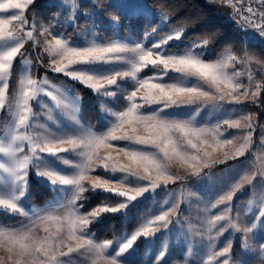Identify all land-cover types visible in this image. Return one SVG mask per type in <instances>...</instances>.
Segmentation results:
<instances>
[{
	"label": "snow or ice",
	"instance_id": "6c2138e0",
	"mask_svg": "<svg viewBox=\"0 0 264 264\" xmlns=\"http://www.w3.org/2000/svg\"><path fill=\"white\" fill-rule=\"evenodd\" d=\"M33 3L34 0L0 2V112L4 119L12 121L9 131L0 138V154L9 158L7 163L0 162V170L8 174L5 190L0 193V208L8 213L21 211L19 201L30 187L31 168L34 170L31 174L39 182L62 193L60 199L64 200V212L55 215L47 209L33 207L31 216L34 219L27 231L0 232V248L6 252V256L0 257V264H72V254L77 253L80 257H89L92 264H100V261L104 264H136L133 253L138 238L154 240L161 229L167 232L173 223L170 211H162L130 238L125 237L118 250L112 247V240L96 243L90 235V225L102 222L103 214H119L126 219L142 200L152 199L158 189L182 179L170 171L174 164L187 166L192 175L199 177L202 169L223 162L218 157L214 158L218 149L231 146L228 151H223L225 161L244 156L251 145V132L240 141L221 138L220 129L224 126L228 129H252V116H237L233 108L227 110L231 112L227 118L220 116L213 120L211 117L213 112H225V105L239 106L245 102L264 111V99H261L264 83H254L251 73L245 83L239 79L242 72L229 71L238 64L243 66L250 62L246 54L238 59L228 49L215 61H206L210 39L194 41L180 51L168 50L170 41L181 39L183 28L146 47L144 43L133 45L122 41L118 36L110 43H104L96 32L91 33V39H86L89 33L75 23L71 25L72 34L50 32L49 28L55 25L44 27L41 35L49 33L52 39L37 41L36 47L43 45V52L50 57V62H41L40 67L79 82L98 97L112 98L114 106L122 103L123 110L105 108L103 103L100 104L105 126L103 130L95 131V125H84L77 115L80 98L74 94L75 89L62 91L56 88L54 94L44 87L49 83L46 76L42 80L24 76L19 81L17 95L12 99L6 96L14 62L31 64L27 57L32 53L25 50V42L35 37L33 31L24 32V26L28 24L24 10ZM72 4L75 8V0ZM104 7L117 10L111 20L118 27L120 5L115 0H109ZM247 11L251 15L244 17V23L256 31H245V41L259 38L264 46V12L258 14L262 22L255 23L253 17L257 14L252 8ZM81 15L85 16L86 24L98 31L99 21L95 19V13L82 12ZM13 22H16L15 25L8 29L6 26L13 25ZM82 32L85 36L83 40ZM147 68L158 71L152 77H141L139 74ZM129 82L133 87L130 92L126 88ZM43 96L50 97L57 107L67 110L71 126L52 130L40 125L43 131H28L35 127L30 117L34 119L36 115L30 101H37L46 107ZM204 109L211 111L201 121ZM239 112L243 113V109ZM49 119L52 117L49 116ZM261 140L264 141V129H261ZM113 142H124L115 147L117 156L102 154V149L114 147ZM25 146L30 155L21 157L19 154L25 151ZM206 146L212 150L208 151ZM65 153L77 158L74 174L56 167L57 162L62 161L63 165L72 163L61 155ZM121 158L127 163H122ZM97 169L112 175L103 179L89 175ZM258 170L264 177V159L260 161ZM117 173L122 175L117 177ZM86 180L90 181V187L85 186ZM114 181L120 187H116ZM242 183L251 184L252 178L244 176ZM240 186L237 184L233 192ZM85 192H103L123 199L115 206L105 202L104 206L85 214L80 204L87 201L83 195ZM233 192L222 196L217 203L232 201ZM225 219V215H216L208 223L215 227L217 222ZM255 220L264 228V209L259 211ZM233 227L237 232H253L255 237L254 230L258 226L253 222L250 227ZM41 228L43 235L39 232ZM72 241H75V246L70 245ZM65 248L67 251H64ZM227 251L228 248H225L224 252ZM217 254L223 255H212ZM165 255V251H160L158 259Z\"/></svg>",
	"mask_w": 264,
	"mask_h": 264
},
{
	"label": "rangeland",
	"instance_id": "374dc122",
	"mask_svg": "<svg viewBox=\"0 0 264 264\" xmlns=\"http://www.w3.org/2000/svg\"><path fill=\"white\" fill-rule=\"evenodd\" d=\"M40 1H44L45 4L55 6L60 10L61 14L57 17V25L60 27V32L63 31L65 32V34L73 33H69V31L73 29L71 25L74 23L79 24L81 29H85L89 33L86 39H91V33L93 32H96V34L101 38V31L111 28L113 29L114 37L118 36L122 41H128L133 45L135 43H144L146 47H151L153 43H159L163 37H166L169 34H174L176 31H179L181 28H183L184 31L181 33V39L179 41H170L167 45V48L172 52L184 49H174L171 46L175 45L181 47L184 37L187 34V29L184 27L170 29L169 17L163 12L154 11L147 3V0H115V3H118L120 5L119 11L121 14V19L118 27L113 25L111 17H108L107 21L104 22L105 19L103 13L101 12L102 9L99 6L98 0H95V3H93V0H75V8H73L72 0H34V3L32 5H29L24 10L25 18L28 20V24L24 26V32H26L27 30H31L33 31V35L35 37V39L33 40H26L25 50H27V52H31L32 55L34 54L36 57L38 56V65H40V63L44 61L38 55V50L42 51L43 46L41 44L42 50L40 46L36 47L37 41L52 39V35H50L49 33H44L43 35H41L44 27L39 26L34 16H30L28 14L30 7ZM0 2H2V0H0ZM83 7H85V9ZM215 11L229 20L233 19L232 14L226 10L216 9ZM82 12L95 13V19L99 21L98 31L92 29V26L90 24L85 23L82 25L80 23V21L82 20H84L85 22V16L81 15ZM137 16H145L148 18L157 17L159 19V23L155 31L168 30V32L162 38H156L153 35L155 31H148L141 40H132L130 39V37L123 38L121 36V33L119 32V28L122 24V17ZM33 21H35V24H33ZM15 23L16 22H13V25H8L6 27L8 29H11L15 25ZM49 30L50 32H52L53 29L51 28ZM114 37L107 42L103 41L102 39L101 40L104 43H110L114 39ZM81 39H85L83 32L81 33ZM208 52L209 51L207 49V53ZM220 57L221 55L218 58ZM27 58L31 61V64L22 65L20 63V79L24 76L31 77V68L33 66V62L31 60V56H28ZM18 59L17 61H19ZM215 60L216 59L206 61L213 62ZM14 63L16 64L17 62ZM41 68L42 67L39 66V69ZM233 70L243 73V75L239 77V79L243 80L245 83H247V76L249 73H251V75L253 76L254 83H262L257 79V74L264 72V67L258 63L250 61L243 66L238 64L236 65L235 69H229V71ZM157 71V69L147 68L144 69L139 75L141 77H152L156 75ZM52 74L70 80L73 85H82L77 81H72L70 78L65 77L63 74H57L53 72ZM169 75L174 74L170 73ZM10 76L8 78V83H10ZM45 76L47 77L49 83L47 85H44V87L48 91H53L54 94L56 88H60L62 91L64 89H72L65 83L63 84L52 80L50 77H48V75H46V73L40 74V76L33 79L42 80L45 78ZM165 79L167 78L165 77ZM0 86H2V84H0ZM126 88L128 92L133 90L131 82L126 85ZM89 90L93 93L91 89ZM18 92L19 87L17 93ZM74 94L80 98L77 101L78 106L80 107V112L77 113V115L81 119V122L87 126L89 124L85 123L81 118V108L84 99L80 95L76 93ZM65 95H67V93H65ZM6 96L10 99L9 88L7 89ZM95 96L98 97L97 95ZM98 98L101 99L100 102L104 104L105 108H112L113 110H123L120 109L117 104L115 106L113 105L112 98ZM69 99H71V97H69ZM30 105L33 108V113L36 115L34 119L30 117V120L35 125V127L29 129V132L43 131V129L40 128V125H44L48 128H51L52 130H55L58 127L63 128L65 126H71L69 116L66 114L67 110L63 107H57L56 103L52 101L50 97L43 96V105H46V107L37 103V101H30ZM248 105L251 104L249 102H245L244 104L239 106L225 105V112H213L211 118L213 120L219 118L220 116H224L225 118H227L231 115V112L227 110L233 108L236 109L237 116L240 114L251 115L247 108ZM241 108L243 109V113L239 112V109ZM209 111L211 110L204 109L202 111L200 116L201 121H204L205 116ZM10 115L12 114L10 113ZM262 115H264V111L259 108V112L256 115L257 119ZM49 116H51L52 119H49ZM103 116L104 113L102 112L101 122L103 123L104 128L105 125ZM252 118V129H228L226 126L220 129V132L222 133L221 138L239 139L240 141L243 140L244 136L248 135L249 132H251V145L244 156L225 161L223 159V151H228L231 146H226L222 150L218 149L214 154V158L218 157L223 162L214 164L210 168L202 169L201 175L199 177L192 175L187 166L174 164L171 167L170 171L174 175H177L182 179L176 180L174 183L169 182L166 188L158 189L152 199L142 200L141 203H139L141 205L152 204V207L150 208L149 205L148 213L143 216L142 221L136 230L146 225L149 221L155 220L156 216L161 214L162 211L171 212L170 219L173 221V223L170 225L167 232L163 229L157 232L154 240H146L143 237L138 238L135 244L136 251L133 253V258L136 261V264H141V261H143V264H225V261H227V264H262V262H259L258 259L260 258L264 261V228L260 227V222L255 220V217L259 215V211L261 209H264V177L260 176L258 170L260 161L264 159V141L261 140V129H264V123H260L253 116ZM11 123L12 121L4 119L2 116V112H0V138L4 137V135L9 131V126L11 125ZM103 128L98 130L95 127L94 130L101 131L103 130ZM113 143L114 147L109 149H102V154H111L114 157L117 156L118 153L116 152L115 147L117 145H122L124 142ZM207 150L211 151L212 149L211 147H207ZM19 155L21 157H23L24 155H30L27 146H25V151L20 153ZM61 155L65 158H68L70 161H72V163H70L69 165H63L61 161L56 163V167L63 172H67L68 174H74L77 171V169H75L74 167V163L76 162L77 158L73 154L68 153ZM8 160V157L0 154V162L7 163ZM121 162L127 163V161L123 158H121ZM219 166L223 167L220 169H214L215 167ZM229 169H232V171L228 172L227 170ZM33 171L34 170L31 168L29 169L30 187L29 189H27L26 196L22 198L21 201H19L21 205V211L19 213H8L0 208V232L12 233L27 231L28 226L31 225L32 219H34V217L31 216V210L33 207L39 209H47L49 211H52L55 215L63 214L64 209L62 205L64 204V200L60 199L62 193L51 190L48 186L39 182L38 179L31 174ZM89 175L99 176L103 179L108 178L112 174L105 172L102 169H97L95 172H90ZM115 175L119 177L122 174L117 173ZM244 176L251 177L252 183L241 184V178ZM7 177L8 174L4 173L3 170H0V193L5 190V178ZM33 179H37L40 184L51 191V195L42 203H36L35 201L30 199L31 182ZM84 183L86 187H90V181L86 180ZM114 183L116 184V187H120V184L118 182L114 181ZM237 184H240L241 186L239 188H236V190L233 192V189ZM218 190L220 192H218ZM221 191L233 192L234 200L237 198V195L249 193L250 198L244 200L243 203L245 204L241 205L240 208L246 206L251 214L247 215V209L245 211H241L238 209L239 214L236 216V218H234V208H232V211L230 213H227L225 211L220 213L218 209L225 210L229 207H232L230 204L232 201L219 204L217 203V201L225 194V192L221 193ZM83 195L86 197V192ZM113 198L118 200L116 202L105 200L99 207L104 206L105 202L110 203L112 206H115L116 203L123 199L117 197ZM87 203L88 202H80V204H82L83 206V211L85 214L89 212L84 210V207ZM213 204H215L216 207H212ZM173 205H175L174 208ZM235 206L236 204L234 205V207ZM25 213H28V215H26ZM216 215H225L226 219L217 222L215 227H212L209 225L208 221L213 219ZM104 216L105 214H103V218ZM253 222L257 223L258 226L257 230H254L255 237L253 232L245 234L243 232H237L235 227H233V225H239L240 227H250L251 223ZM52 227L54 228V226ZM221 229H223V231H221ZM136 230L131 233L124 231L121 235L117 236L114 239H111L114 242L112 247L118 250L119 243L123 242L125 237L130 238L131 234H133ZM39 232L40 235H43L42 228L39 230ZM90 235L92 236V238H94V241L96 243L105 242L96 240L95 232L91 230V225ZM239 238L240 240L237 241V239ZM69 243L71 246H75V241ZM237 244H239V247L235 249ZM225 248H228L227 252H224ZM64 251H67V249L65 248ZM109 251H111V248L109 249ZM160 251H165L166 255L163 258L158 259ZM146 252L147 255H145ZM213 253H223V255L217 254L213 256ZM238 255L240 256L241 260H238L236 262L237 257H239ZM4 256H6V252L2 248H0V257ZM72 256V264H92V260L89 257H80L78 253L72 254ZM255 257L257 261L252 262L250 259H254ZM100 264H104V261H100Z\"/></svg>",
	"mask_w": 264,
	"mask_h": 264
},
{
	"label": "trees",
	"instance_id": "16d2710c",
	"mask_svg": "<svg viewBox=\"0 0 264 264\" xmlns=\"http://www.w3.org/2000/svg\"><path fill=\"white\" fill-rule=\"evenodd\" d=\"M101 12L104 16V22L108 17H112L117 11L114 8L105 9V4L108 0H98ZM149 6L157 12H163L169 17L170 29L184 27L187 29V34L184 37L181 47L171 46L174 49L187 48L194 41L202 42L204 39H210L208 46V53L206 54V60L217 59L222 52L230 49L233 54H236L238 58L244 57L245 54L249 61L258 63L264 67V52L261 48L246 45L243 40L237 35L236 31L232 27V20H229L219 13L216 9H223L228 11L233 16V11L229 5L221 0H147ZM87 7V6H85ZM85 7H83L85 9ZM28 14L34 16L39 26L50 27L53 29V33L60 32V27L57 25V17L61 14L60 10L48 4L44 1H40L30 7ZM83 25L84 20L80 21ZM159 23L157 17L148 18L145 16L137 17H122V24L119 28V32L123 38L130 37L132 40H141L148 31H155ZM71 29L69 31L73 32ZM101 39L105 42L111 40L114 37L113 29L101 31ZM168 30H157L154 32L156 38H162ZM43 46V45H42ZM42 46L40 48L42 50ZM38 50V55L44 62H49V57L46 53ZM33 66L31 68V76L36 78L40 74L46 73L52 80L60 83H65L67 86L75 89V93L80 95L84 100L81 108L82 120L89 124L95 125L98 130L103 128L101 122L102 111L100 109L101 99L96 97L88 88L82 85H73L72 82L64 77H58L52 74L51 71L43 68L39 69L37 64L38 59L33 54L31 55ZM20 63H16L11 73V81L9 84V96L10 99L14 98L17 94L20 73ZM257 79L264 83V72L257 74ZM264 99V96H262ZM120 109H123L122 103H118ZM248 111L251 116L257 119L259 108L254 105H248ZM260 123H264V115L257 119ZM223 166L215 167L214 169H220ZM51 195V191L40 184L37 179H33L31 182L30 199L36 203H42ZM88 202L84 210L91 211L99 207L105 200L116 202L118 199H114L112 196L103 193L93 194L86 192ZM149 205L138 204L133 209L128 217L122 218L119 214H105L103 221L91 225V230L95 232V238L98 241H106L116 238L124 231L133 232L136 230L145 214L148 213ZM7 218V217H6ZM5 218V219H6ZM10 218V217H8ZM239 244L235 247L237 249Z\"/></svg>",
	"mask_w": 264,
	"mask_h": 264
},
{
	"label": "built area",
	"instance_id": "2783aa9c",
	"mask_svg": "<svg viewBox=\"0 0 264 264\" xmlns=\"http://www.w3.org/2000/svg\"><path fill=\"white\" fill-rule=\"evenodd\" d=\"M222 1L229 5L233 11L232 27L236 31L237 35L241 38V40H243L246 45H253L261 48L264 52V46L260 44L259 38L248 42L245 41V31L254 32L256 30L244 23V17L251 15L247 11L248 8H252L257 14L253 17L255 23L262 22L258 14L264 12V0H230V2L229 0ZM233 5H235L236 7L234 8Z\"/></svg>",
	"mask_w": 264,
	"mask_h": 264
},
{
	"label": "crops",
	"instance_id": "0c3cea01",
	"mask_svg": "<svg viewBox=\"0 0 264 264\" xmlns=\"http://www.w3.org/2000/svg\"><path fill=\"white\" fill-rule=\"evenodd\" d=\"M19 58V57H18ZM17 58V59H18ZM19 60V59H18ZM31 60H32V57H31ZM14 65H15V63H14ZM13 65V66H14ZM13 70V69H12ZM11 73H12V71H11ZM32 77V76H31ZM33 78V77H32ZM10 81H11V76H10ZM8 84H10V83H8ZM9 88V87H8ZM7 92V91H6ZM40 112V111H39ZM244 158V157H243ZM242 158V159H243ZM244 160V159H243ZM242 160V161H243ZM218 192H220L219 190H218ZM223 192H225V194L224 195H226L228 192L227 191H221V193H223ZM223 195V196H224ZM246 196V197H245ZM250 198V194L249 193H246V194H241V195H237V198L234 200V196H233V199H232V202L230 203L231 204V206L232 207H221V208H228V211H227V213H230L231 211H232V208H234V214H235V216H234V218H236V216L239 214V210H241V211H245L246 209H247V207L246 206H243V207H241L240 208V206L241 205H243V204H245V203H243V201L244 200H246V199H249ZM236 204V206L234 207V205ZM152 207V204H150V208ZM239 209V210H238ZM219 210V212L220 213H222V212H224L225 210L224 209H218ZM251 214V212H249L248 211V209H247V215H250ZM238 240H240V238L239 239H237V241ZM239 256V255H238ZM240 256H241V254H240ZM240 256L239 257H237V259H236V262L238 261V260H241V258H240ZM252 262H256L257 261V259H256V257L254 258V259H250ZM259 260V262H262L263 260H261L260 258L258 259Z\"/></svg>",
	"mask_w": 264,
	"mask_h": 264
},
{
	"label": "water",
	"instance_id": "95a60500",
	"mask_svg": "<svg viewBox=\"0 0 264 264\" xmlns=\"http://www.w3.org/2000/svg\"><path fill=\"white\" fill-rule=\"evenodd\" d=\"M27 31H31V30H27ZM27 31H26V32H27ZM26 32H25V33H26Z\"/></svg>",
	"mask_w": 264,
	"mask_h": 264
}]
</instances>
